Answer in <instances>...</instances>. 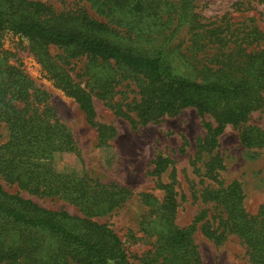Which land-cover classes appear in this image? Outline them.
<instances>
[{"label":"trees","instance_id":"1","mask_svg":"<svg viewBox=\"0 0 264 264\" xmlns=\"http://www.w3.org/2000/svg\"><path fill=\"white\" fill-rule=\"evenodd\" d=\"M87 1L118 26H126L136 36L146 39L153 30L161 32L171 24L164 20L165 9L170 6L174 11L177 6L166 0ZM188 6V0H181L180 18ZM49 14L41 2L0 0V50L3 35L11 31L29 38L47 62L50 56L46 47L50 44L63 47L67 57L87 55L93 61L101 59L102 63L115 60L130 73L147 79L140 83L139 99L111 103L116 114L133 123L138 120L145 124L194 106L203 118L210 114L215 119L214 122L204 120L207 134L200 140L199 154L212 151L218 145V137L227 124L241 125L264 103V51L234 59L228 64V72L221 69L199 81L185 73L181 64L170 60L165 43L152 53H138L105 38L102 33L110 32L105 22L87 15ZM5 60V57L0 60V120L8 125L10 134L0 145V175L32 193L61 197L79 206L82 216L65 209L43 207L19 193L8 192L0 182V263L133 264L119 235L107 223L94 219L126 201L131 191L127 187L93 181L86 174L57 168L56 153L77 151L73 134L48 105L49 93ZM94 63L90 68L96 71L91 75L92 82L100 83V88L105 89L106 78L98 77L103 64ZM53 75L57 85L75 98L93 123L96 109L90 93L65 73L55 71ZM101 93L106 96L108 92ZM16 101L24 102V106L19 107ZM132 112H136L137 120ZM105 130L100 128L102 136L106 135ZM240 138L248 146L264 145V129L244 127ZM170 166L173 161L160 155L154 171L161 174ZM215 170L212 165L209 174L219 184L218 188L206 189L201 196L204 201H215L224 207L225 225L222 231L214 230L206 221L203 231L218 242L225 237L226 230L238 234L247 246L251 263L264 264V203L255 214L245 211L240 183L235 181L224 187ZM171 176L172 181L163 185L165 196L160 206L168 222L161 232L165 240L163 247L182 251V264H195L199 262V253L192 234L196 222L204 219L207 211L203 210L190 227L176 226L172 221L178 205L175 168Z\"/></svg>","mask_w":264,"mask_h":264},{"label":"rangeland","instance_id":"2","mask_svg":"<svg viewBox=\"0 0 264 264\" xmlns=\"http://www.w3.org/2000/svg\"><path fill=\"white\" fill-rule=\"evenodd\" d=\"M30 1L43 3L49 15H87L105 22L110 29V32H101L105 38L138 53H152L165 43L170 60L181 64L185 73L199 81L221 69L228 72V64L234 59L264 51V0H188L189 6L182 18L181 0H166L177 4L174 11L170 6L165 9L164 20L171 24L161 32L153 30L149 39L136 36L126 26H118L87 0ZM46 51L50 62L43 60L40 48L29 38L6 31L0 60L5 57L7 65L18 68L37 87L49 93L48 105L73 134L77 151L56 153L57 168L86 174L93 181L127 187L131 191L128 199L112 211L94 217L119 235L130 261L133 264L184 263L182 251L164 248L165 240L161 236L168 224L160 208L165 196L163 185L172 181L171 172L175 168L178 205L173 223L180 228L190 227L203 210L207 211V216L196 222L192 234L199 253V262L195 264H252L247 246L238 234L226 230L225 237L218 242L203 231L206 221L212 229L222 231L226 214L221 204L204 201L201 194L219 186L209 174L210 167L215 165L216 176L224 187L235 181L240 183L245 211L255 214L264 203V145L248 146L240 138L244 127L264 129V103L241 125L227 124L218 137V145L212 151L199 154L200 140L207 134L204 120L215 121L210 114L203 118L194 106H188L173 115L166 114L159 120L142 124L136 112H132L137 120L133 123L116 114L111 103L139 99L140 83L147 80L144 76L130 73L112 59L102 63L101 59L93 61L87 55L67 57V52L58 45L50 44ZM94 62L103 64L98 77L106 78L109 86L105 89L100 88V83L92 82L91 75L96 71L90 68L95 66ZM55 71L69 75L90 93L96 109L93 123L75 98L57 85ZM101 91L108 93L105 96ZM15 103L24 106L22 101ZM101 127L106 128L104 136L100 134ZM9 134L8 125L0 120V145L9 139ZM160 155L170 158L173 166L157 174L155 161ZM0 182L8 192L19 193L43 207L65 209L82 216L79 206L59 196L32 193L1 175ZM146 194L151 197L145 198Z\"/></svg>","mask_w":264,"mask_h":264}]
</instances>
